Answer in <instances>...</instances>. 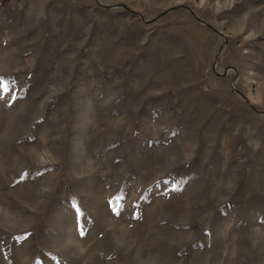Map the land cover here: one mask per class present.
I'll list each match as a JSON object with an SVG mask.
<instances>
[{"label":"rangeland","instance_id":"374dc122","mask_svg":"<svg viewBox=\"0 0 264 264\" xmlns=\"http://www.w3.org/2000/svg\"><path fill=\"white\" fill-rule=\"evenodd\" d=\"M0 264H264V0H0Z\"/></svg>","mask_w":264,"mask_h":264}]
</instances>
